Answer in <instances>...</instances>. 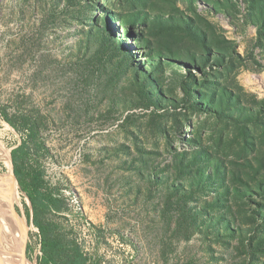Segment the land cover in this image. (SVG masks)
<instances>
[{"label":"rangeland","instance_id":"1","mask_svg":"<svg viewBox=\"0 0 264 264\" xmlns=\"http://www.w3.org/2000/svg\"><path fill=\"white\" fill-rule=\"evenodd\" d=\"M0 111L105 264H264V0H0Z\"/></svg>","mask_w":264,"mask_h":264},{"label":"trees","instance_id":"2","mask_svg":"<svg viewBox=\"0 0 264 264\" xmlns=\"http://www.w3.org/2000/svg\"><path fill=\"white\" fill-rule=\"evenodd\" d=\"M0 116L21 135L20 143L10 150L11 167L31 205L27 217L39 231L41 255L37 263L105 264L101 255L87 252L73 230L58 220L66 213V196L45 178L42 158L48 150L40 139L38 123L25 115L12 117L5 111H0Z\"/></svg>","mask_w":264,"mask_h":264},{"label":"bare ground","instance_id":"3","mask_svg":"<svg viewBox=\"0 0 264 264\" xmlns=\"http://www.w3.org/2000/svg\"><path fill=\"white\" fill-rule=\"evenodd\" d=\"M0 162L5 167L0 173V251L3 256L0 264H30L25 258V235L29 227L25 218L20 219L19 213L13 211L14 206L21 207L23 198L12 174L9 149L1 139Z\"/></svg>","mask_w":264,"mask_h":264},{"label":"water","instance_id":"4","mask_svg":"<svg viewBox=\"0 0 264 264\" xmlns=\"http://www.w3.org/2000/svg\"><path fill=\"white\" fill-rule=\"evenodd\" d=\"M10 160H11V158H10ZM12 165V164H11ZM12 174H13V171H12ZM13 176H14V174H13ZM15 177V176H14ZM16 179V178H15ZM16 182H17V180H16ZM19 186V185H18ZM27 200H28V198H27ZM28 203H29V206L31 207V205H30V202H29V200H28ZM13 211H14V213H16L17 214V212H16V210L15 209H13ZM31 215H32V212H31Z\"/></svg>","mask_w":264,"mask_h":264},{"label":"built area","instance_id":"5","mask_svg":"<svg viewBox=\"0 0 264 264\" xmlns=\"http://www.w3.org/2000/svg\"><path fill=\"white\" fill-rule=\"evenodd\" d=\"M88 252V251H87Z\"/></svg>","mask_w":264,"mask_h":264}]
</instances>
